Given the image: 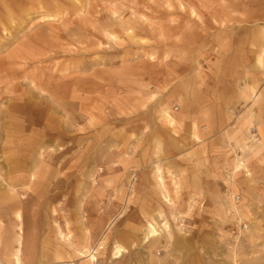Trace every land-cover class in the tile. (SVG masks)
Here are the masks:
<instances>
[{
	"label": "rangeland",
	"instance_id": "rangeland-1",
	"mask_svg": "<svg viewBox=\"0 0 264 264\" xmlns=\"http://www.w3.org/2000/svg\"><path fill=\"white\" fill-rule=\"evenodd\" d=\"M262 27L264 0H0L1 254L18 211L11 264H264V96L238 61ZM171 133L203 154L176 184Z\"/></svg>",
	"mask_w": 264,
	"mask_h": 264
},
{
	"label": "crops",
	"instance_id": "crops-1",
	"mask_svg": "<svg viewBox=\"0 0 264 264\" xmlns=\"http://www.w3.org/2000/svg\"><path fill=\"white\" fill-rule=\"evenodd\" d=\"M259 35H260V38H259L258 42L257 41L252 42V41L243 40L242 43H244V46L249 45V49H247V50L250 52V54L247 55L246 53H244V54L242 53L241 55L238 56V61H241L244 64L249 61V62H251L252 66L254 67V73H252L253 74V76H252L253 81L251 82V84H248V85L251 86L250 87L251 93H253L254 91H256V93L258 92V95L256 97L257 101L259 100V98L261 99V97L264 96V89H263V86H261V84L264 82V27H262L259 30ZM261 58H262V62H259V59L261 60ZM244 69H246L245 65H244ZM245 73H246V71H245ZM244 77L246 78V74L244 75ZM244 84H245V82H244ZM178 86L180 87V85H178ZM240 87H241V85L239 84L238 85L239 91H240ZM190 88H188V89L184 88L185 93H187V95H190V97H192V99H193L192 100L193 102L191 103L192 105L189 108L184 109L185 115L187 117H189V115L192 116L193 113H195L193 111H195V109L199 107V99H200L199 93H197L194 88H192V87H190ZM243 90L246 91V86H244ZM220 100L222 101V103H227L228 98L227 99L220 98ZM217 104H219V103H217ZM217 104H215V102L209 103L207 106L208 109L206 108L208 111V113H207L208 118L206 119L208 121L207 122V129L205 132L206 135L207 134L209 135L216 127L219 128V126L224 125L223 121H225V120L223 119V116L220 112L221 110L219 109L220 107ZM189 111H190V113H189ZM194 115H196V114H194ZM186 119L187 120L185 121V125H186V128H188L190 135L192 136V134H194V136H199L197 134V131H198L197 122L195 120L193 121L192 118H186ZM174 121H176L177 123H180L181 126H183L182 125L183 122L181 120L174 118ZM171 134H172L171 136L169 135L170 138H169L168 142L171 143L170 146L173 148L171 150L165 151L164 152L165 154L161 157L167 159V161L165 163H162V164H164L163 168L166 167L165 164L168 165V169L170 170L171 174L174 175L173 182L176 184L177 183L176 178L179 175H181L182 171H183V164H182L181 158L186 156V157H188V159H195L197 163L198 162L200 163V161H198V159L202 158L203 154H202V151H201V153H200V151H197V152H191L190 151V152L183 153L182 150H178L176 143L178 141V137H181V135H177L176 133L175 134L171 133ZM159 152H160L159 150L153 151L152 153H149L147 151H142L137 155V159L142 158L145 162V159L149 158L152 161H154L153 160L155 158L154 153L157 155V154H159ZM182 154H185V155H182ZM158 165H160V166H158L157 168L160 169L161 175L163 177L164 184H165V177H164L165 172H164V170L161 169V162H159ZM156 171H157V169L154 171L155 174L157 175L158 173ZM33 174H34V171L30 172V178L31 179H33V177H32ZM155 183L160 185L158 183L157 177L155 178ZM17 213H19V212L15 211L14 212V214H15L14 218H12V220H10V224H12V226L16 229V231H14V234H12L10 236L9 240L11 241V244L7 243L5 246L6 250L2 254L0 252V260L2 257V259H4L7 262V264L12 263V260H13L12 253L15 252L16 249L19 248L20 256L22 254V250H21V247H22V238H21V231H22L21 221H22V218L21 217L17 218L16 217ZM20 216H21V214H20ZM2 225H3V223L0 222V230L2 228ZM19 238H20V243L17 241V239H19ZM12 242H13V245H12ZM22 263H23V261H22V257H21V264Z\"/></svg>",
	"mask_w": 264,
	"mask_h": 264
},
{
	"label": "bare ground",
	"instance_id": "bare-ground-1",
	"mask_svg": "<svg viewBox=\"0 0 264 264\" xmlns=\"http://www.w3.org/2000/svg\"><path fill=\"white\" fill-rule=\"evenodd\" d=\"M262 57V56H261ZM260 62H261V60H260ZM165 117H166V119H167V121H168V123L170 124V126L171 125H174L175 124V122H174V118L171 116V114L168 112V111H165ZM165 119V120H166ZM172 127V126H171ZM241 164V163H240ZM237 167H239V165H237ZM240 168V167H239ZM237 169V168H236ZM158 174H157V180H158V183L163 187V189H164V187H165V184H164V180H163V177H162V175H161V171H160V169L159 168H157V171H156ZM164 191V190H163ZM165 197H167V194H166V191H165ZM148 229H149V232H150V234L151 235H155V234H157V230L155 229V226L152 224V222L151 223H149V225H148ZM60 231V230H59ZM86 248V247H85ZM84 248V249H85ZM92 250V249H91ZM87 253V252H86ZM113 253L115 254V255H120V253H121V246H115V248H114V251H113ZM86 255V254H85ZM84 255V256H85ZM88 256H89V260H95V253L93 254L92 252H89L88 253Z\"/></svg>",
	"mask_w": 264,
	"mask_h": 264
}]
</instances>
